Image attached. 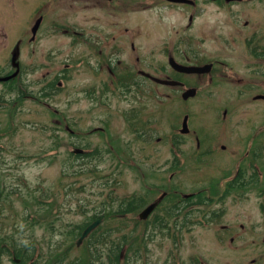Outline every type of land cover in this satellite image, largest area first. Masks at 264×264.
Here are the masks:
<instances>
[{"label":"rangeland","instance_id":"374dc122","mask_svg":"<svg viewBox=\"0 0 264 264\" xmlns=\"http://www.w3.org/2000/svg\"><path fill=\"white\" fill-rule=\"evenodd\" d=\"M168 1L171 0H0V64H27L33 69L28 76L34 90L38 89L35 82L39 78L48 79L64 67L69 70L61 79V88L49 99H28L16 106L0 104V173L5 185L17 187L25 196L28 188L37 196L48 193L49 197L44 199L52 201L30 226L23 219L25 202L21 197H12V207L5 205L6 231L13 232L14 223L22 225L23 231L15 233L19 243L34 240L44 255L50 244H61L69 226L88 220V216L100 210L107 193L103 184L106 177H119L120 184L115 187L119 196L148 193L146 202L163 190L190 196L201 189L213 195L227 189L231 179L221 176L228 175L223 168L229 165H221L224 153H217L214 158L208 156L209 163L199 162L193 155L186 160L173 145L176 138H189L181 132L187 113L192 114L191 122L197 126L198 117L202 122L203 116H213L209 103L214 99L204 95L189 103L182 99L180 88L147 82L143 77L137 99L110 96L105 103V96H101L102 90H106L103 84L108 82L112 92L115 80L111 81L106 63L100 67L98 60L106 58L105 50L115 43L120 49L112 58L119 59L121 64H138L137 68L153 71L157 76L173 77L166 54L178 38L189 11ZM253 1H258L256 7L242 9V16L245 13L246 18L256 17L264 11V0ZM40 16L43 19L36 38L31 40L32 27ZM200 17L204 33L208 34L204 44L206 55L219 53L242 62L248 60L244 49L226 48L213 35V20H225L224 10L217 12L213 5H206ZM254 28L243 33L249 34ZM73 32L79 36L75 37ZM91 45L102 49L103 57ZM40 64L43 67L36 70ZM187 80L198 83L196 78ZM93 86L95 94L88 91ZM3 90L6 86L0 83V92ZM6 97L12 98L9 94ZM52 107L64 116L52 114ZM132 107L138 110L135 120ZM241 117H245L244 108L237 112L235 120ZM104 119H109L106 132L89 130L103 126ZM58 123L63 125L61 139L52 136V128ZM68 123L77 133L67 130ZM205 127H210V123ZM211 129L215 134L212 138H223L218 126L212 123ZM106 137L116 139L106 141ZM59 141V147H54ZM97 145L111 150L100 159L93 157L91 163L99 170L91 172L89 168L76 174L79 168L87 169L90 160L77 159L70 153L75 154L77 147L92 151ZM175 154L179 165L170 170L169 159L172 156L174 162ZM67 184H72V189L66 190ZM260 186L249 189L244 194L248 196L235 195V190L223 202H210L208 208H225L222 217L209 222L196 213V220L203 221L184 231L183 241L177 247L172 238L155 231L149 242L148 264H198L196 258L201 264H264V195ZM82 209L87 213L82 214ZM136 217L126 216L129 228ZM53 219L56 229L50 230L46 222ZM114 223V219L103 217V227ZM72 241L76 244L77 238ZM83 243L69 250L67 260L86 255ZM0 260V264H13V255H2Z\"/></svg>","mask_w":264,"mask_h":264},{"label":"flooded vegetation","instance_id":"af4514ba","mask_svg":"<svg viewBox=\"0 0 264 264\" xmlns=\"http://www.w3.org/2000/svg\"><path fill=\"white\" fill-rule=\"evenodd\" d=\"M260 1L261 0H259V2ZM257 2L253 0H187L169 2L170 5H178L179 7L181 5L182 8L189 11L185 24L180 31H178V38L175 37V42L166 54L168 64L172 69V73L171 71L170 73L173 75V78L183 82L182 85L175 87L180 88L181 93H183L185 89L196 88L195 95L184 100L189 103L204 95L206 98L215 100V102L209 103L213 116L211 117L210 114L208 116L205 115V117L203 116V118L201 117L203 119L202 122L200 121V117H198L200 123L197 126L191 122L192 114L190 112L187 113L185 117L188 118V124L186 129H181V132L189 138L173 140V145H175V147L178 146V148L180 146L181 156L183 155L186 160L193 155L197 161H207V163H209L208 156L213 155L214 158L215 154L224 153L225 156L222 159L221 165H229L223 168V171L228 175L222 174L221 176L224 178L225 175V178L232 180L233 194L235 190H237L238 193L235 195L239 196H248L244 194H247L249 189L257 185H261L259 191L264 195V11L260 16L256 17L246 18L245 13L243 16L241 15L242 9H254ZM249 3L253 4L248 5ZM206 5H213L217 12L224 10L227 15L225 20L219 17L213 20L214 37H217L226 48L234 50L236 47H240L239 49H244L249 54L248 60L242 62L238 59L221 56L222 54L219 53L215 56H208L204 53V44L208 34L204 33L203 21L200 20V15ZM258 22L260 23L259 26ZM254 26L256 28L249 31V34L243 33L248 28ZM226 27H231L232 30ZM259 29H261V32L258 31ZM95 46H92L93 50L98 52V55L101 56L103 50L98 49V46H96V49ZM110 47V49L105 50L106 58L102 55L103 60H98V63L100 67H104L106 63V68L112 74L111 81L115 80V83L112 92L108 90V82H106V84L104 83L103 85L106 86V90H102L104 93H102L101 96H105V103H108L107 99L111 98L110 96L130 98L133 96L137 99L143 85L140 83V77H143L147 82L155 81L151 76L141 74L142 69L137 68L138 64L125 65L124 63L121 64L119 59L115 60L112 58L116 51H119L120 47L117 43ZM219 48L221 47H218V49ZM171 59H175L177 62L184 65L204 66V69L201 72H179L170 65ZM4 67L6 69H0L2 73L0 74V83H4L1 78L10 75L16 70L11 64H5ZM39 67H43V65L40 64L38 65V68ZM68 71V68L64 67L56 74L62 78V75L68 74ZM147 72L155 75L153 71ZM19 74L18 85L13 91L9 90L8 84H4L6 90L0 92L4 97L8 94L14 97L18 89H27V87H29L26 65H20ZM54 76H50L48 79L43 77L39 78L37 80L39 89L42 90L46 82L51 78L53 79ZM166 77L171 76L169 75ZM123 78L126 80V82L124 81V85L121 83V79ZM189 78H196L198 83H191L187 80ZM196 80L193 82H196ZM59 84L61 85V80ZM117 87L121 88V91L116 90ZM92 89H94L95 94L96 86L88 89V91ZM57 91L58 90L54 91V93ZM222 93L225 94V96L221 97ZM28 96V93L23 95L25 100H27ZM216 99H218V101H216ZM224 100L227 102H223ZM16 101L15 104L17 103ZM242 108L245 110V117L235 120L237 112H240ZM134 109L135 108L132 107L130 111L133 112L135 120L138 115V110L136 109L134 111ZM209 118L212 119L210 120ZM107 120L109 121V119H104L103 126L91 127L89 130L106 132L108 128ZM208 122L210 123V127H205ZM212 123L215 127H219V131L223 137L219 138L218 141L212 138L215 135L214 129H211ZM220 123L222 124L221 126L218 125ZM62 126L63 125L60 123L54 126L59 138ZM235 126H243V128L238 130ZM66 127L70 132H74L70 124ZM191 138L194 140L192 141ZM115 139L116 137H106V141H115ZM117 141H119V139ZM175 153H177L176 150ZM169 163V169L171 170L174 167L172 156L169 159ZM170 176H172V173ZM237 179L238 181L236 182ZM196 192L197 191L192 192L191 194L193 195ZM161 194H164V197L150 214L151 217L159 213V211H162L163 203L168 204L166 201L169 199L172 200L167 190L161 191L159 196ZM157 198L158 196L153 197L152 200L149 199V202L141 208V210ZM168 220V222L172 223V217L170 215Z\"/></svg>","mask_w":264,"mask_h":264},{"label":"trees","instance_id":"16d2710c","mask_svg":"<svg viewBox=\"0 0 264 264\" xmlns=\"http://www.w3.org/2000/svg\"><path fill=\"white\" fill-rule=\"evenodd\" d=\"M76 36L79 35L77 34ZM66 76L67 75H62V78ZM19 77L20 74L15 75L8 81H4V84L9 85L10 91H13L18 85L17 82ZM59 78L61 77L56 74L53 79L51 78L46 82L45 87L40 90L43 97H48L49 99L54 94V91L61 88L59 81L62 78ZM124 81L126 82L125 78L121 79L123 85L125 84ZM29 87H27V89H18L15 98H13L12 95V98H7L5 100L6 97L0 95V102H4V100L12 103L16 100H18L16 102L19 103L22 101L24 102L23 95L26 93H28L29 96L35 97V100H38L37 98H39V95H35L38 91L35 92L31 88V84ZM91 92L94 93V89H92ZM51 113H58L64 116L63 112L57 111L54 107L51 108ZM52 129V136L56 139H61L62 137L59 138L56 134V130H54V128ZM59 145L60 141L55 144L54 147H59ZM105 152L111 153L110 148H102L97 145L93 151L88 153H70V155L77 157V159L86 158L90 160L89 167L87 169L79 168V170H76V174L86 172L89 168L91 172L98 171L99 169L96 164L93 165L91 163L92 159L93 157L100 159ZM174 162L175 166L179 165L178 158H176ZM118 164H120V162H118ZM66 173L68 174L69 172ZM237 181L238 179L236 182ZM103 184L107 187V193L105 198L101 201L100 210L88 216V220L69 226V228L64 231L65 238L61 240V244L59 242L53 245L50 244L47 254L44 255L41 250H39L34 240L25 244L19 243L20 241L17 240L15 233L23 231L22 225L14 223L13 232L6 231V225L4 224L5 218L7 217L5 214V205L7 204L12 207V197H21L25 202L23 219L26 221V224L30 226L37 221L36 215L38 213H41V211L44 212L52 205V201L48 202V200L44 199V197H49V194L45 193L43 197L41 195L37 196L35 192L28 188V192L25 196L17 187L8 188L0 173V258L2 255L12 254L13 264H148L147 257L150 250L149 242L154 238L155 231L172 238L174 246L177 247L181 245L183 241V232L190 231L195 223L203 221L202 219L196 220V213H200L202 218L209 222L218 221L224 214L225 208H208V204L215 199L219 202H223L229 194H232V180L228 183L227 189L218 195H213L207 190L202 189L191 197H182L171 191L169 194L172 196H169L172 197V200H167L166 202L168 204L163 203L162 212L156 213L151 219L144 221L136 217L133 219L134 225L129 228L130 226L128 225L126 216L132 214L138 215L139 210L147 201L148 193H132L128 196H119L115 192V187L120 184L118 176L112 178L106 177ZM66 188V190L72 189V184H67ZM203 192L207 193V195H204ZM100 193H103V191H100ZM115 204L116 207L114 206ZM81 211L82 214L87 213L85 209ZM169 215L173 218V223L168 222ZM98 217H104L106 220L114 219L115 223L106 227H103L101 223L84 240L82 247L86 255H79L67 260L69 257V250L76 246L72 240L78 238L86 226ZM57 218L58 216H56L55 219ZM55 219L46 222L48 229H56L54 223ZM141 259L142 262H139ZM196 261L198 264H201L197 258ZM183 264L185 263L183 262Z\"/></svg>","mask_w":264,"mask_h":264},{"label":"water","instance_id":"95a60500","mask_svg":"<svg viewBox=\"0 0 264 264\" xmlns=\"http://www.w3.org/2000/svg\"><path fill=\"white\" fill-rule=\"evenodd\" d=\"M178 1H184V0H178ZM42 21V17H39L34 26H33V32L34 35L36 34V31L40 25ZM171 64L180 71H185V72H198V71H202L204 69V67L202 66H189V65H183L181 63L176 62L174 59H171ZM150 75V74H147ZM156 81L160 82V83H164V84H181L180 81L178 80H174V79H163V78H159V77H153ZM196 92L195 88H190L188 90H186L183 93V97L184 98H188L190 95H194ZM183 126L184 129H186L187 127V117L184 119L183 122ZM183 129V130H184ZM158 201L151 203L150 205H148L141 213L140 216L141 218H147L148 215L152 212V210L155 208V206L157 205ZM102 222V218H99L97 220H95L94 222H92L91 224H89L85 230L82 232V234L80 235L79 239H78V244H80L83 239L88 236V234L95 228L97 227L100 223Z\"/></svg>","mask_w":264,"mask_h":264}]
</instances>
